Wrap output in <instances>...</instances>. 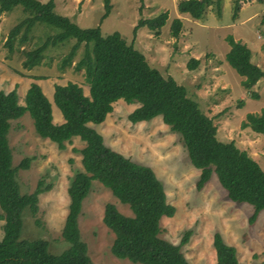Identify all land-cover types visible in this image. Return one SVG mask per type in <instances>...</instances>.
<instances>
[{
    "label": "rangeland",
    "instance_id": "obj_1",
    "mask_svg": "<svg viewBox=\"0 0 264 264\" xmlns=\"http://www.w3.org/2000/svg\"><path fill=\"white\" fill-rule=\"evenodd\" d=\"M38 1L46 3L49 0ZM181 1L111 0L112 10L103 20V0L54 2L56 14L69 18L81 29L99 27L103 36L117 32L128 44L133 43L150 68L186 88L202 112L213 119L219 141L233 142L264 171V137L241 128L248 114H258L264 108V79L252 89L258 99H251L241 86L242 78L225 60L230 49L226 38L232 36L250 49L251 62L264 71V3L222 0L220 16L212 4L202 20L194 21L178 13L177 5ZM237 2L238 11L235 12ZM21 10L17 7L0 19V91L16 90L19 102L23 104L30 85L38 84L52 104L53 121L61 123L62 116L53 103L55 86L73 82L88 94L83 72H74L73 65L63 72L58 69L60 59L69 52L74 41L49 48L40 65L29 71L24 69V56L16 50L17 42L12 53L4 46L9 32L26 17ZM162 13H167L168 17L158 35L146 27L133 34L139 21ZM176 18L183 24L177 39L170 34L171 23ZM45 27L37 24L31 40L19 50H30L48 35L58 32ZM82 52L83 46L74 63L81 58ZM191 59L199 60L193 71L187 68ZM137 107V104L120 100L113 105V111L105 121L92 128L113 151L150 167L163 185L167 203L175 208V213L170 218L162 217L159 237L179 245L184 234L190 232L188 242L181 248L188 263L216 264L212 237L219 233L226 244L236 248L239 264H264V211L250 223L252 207L230 201L215 175L198 191L196 182L200 171L191 166L180 137L170 132L160 117L150 122L130 123L127 116ZM8 141L13 166L25 157L31 159L29 169L17 173L20 193H33L39 182L42 188L50 186L49 191L38 196L37 213L24 212L22 238L29 242L45 240L51 254H61L69 247L61 236L68 214L67 189L75 173L82 171L80 151L85 143L73 138L64 150H59L56 144L36 135L27 113L11 122ZM108 203L115 205L123 215L132 217L126 205L94 181L78 219L81 239L93 264H133L115 258L110 252L114 235L102 221ZM2 226L0 221V239Z\"/></svg>",
    "mask_w": 264,
    "mask_h": 264
},
{
    "label": "trees",
    "instance_id": "obj_2",
    "mask_svg": "<svg viewBox=\"0 0 264 264\" xmlns=\"http://www.w3.org/2000/svg\"><path fill=\"white\" fill-rule=\"evenodd\" d=\"M54 1L0 0V19L17 7L26 15L9 32L4 44L12 53L17 42L16 50L24 56V69L29 71L40 65L49 48L74 41L69 52L60 59L58 69L63 72L73 65L74 72H83L88 85L87 95L73 82L55 86L53 103L62 116L60 124L53 122L52 104L38 84L30 85L23 104L16 90L0 91V221L3 222L0 264H93L81 239L78 219L94 181L108 189L132 213V217L125 216L110 203L104 207L102 221L114 235L110 252L115 258L133 264H189L181 248L188 242L190 232L184 234L179 245L159 237L160 220L172 217L175 208L167 203L163 185L153 170L113 151L92 128L102 124L120 100L138 105L127 116L132 124L160 117L170 132L180 137L191 166L200 171L196 189L201 191L215 175L230 201L252 207L250 223H253L264 211V171L258 163L233 142L219 141L213 119L202 112L186 88L150 68L133 43L128 44L117 32L103 36L99 27L81 29L69 18L56 14ZM221 1L182 0L177 11L198 21L212 4L220 16ZM259 2L264 3V0ZM238 5L239 2L235 4V12ZM103 6L102 20L112 10L111 0H103ZM167 17V13H162L141 20L133 34L146 27L158 35ZM37 24L58 32L39 40L30 50H19L31 40ZM182 27V21L174 19L170 26L171 36L177 39ZM226 41L230 48L225 55L226 62L242 78L241 86L250 98L258 99L252 89L264 79V71L251 62L252 53L246 45L232 36ZM81 46V58L74 63ZM198 65L199 60L191 59L187 68L193 71ZM26 113L32 119L36 135L56 144L59 150H64L73 138L85 143L80 151L82 171L75 173L67 189L68 214L61 236L69 247L58 255L49 252L45 240L29 242L22 238L24 212L35 215L38 196L50 188H42L39 182L33 193L21 194L17 185L18 171L28 170L31 159L25 157L13 166L8 134L11 122ZM241 128L264 137V108L258 114H248ZM212 246L216 264H239L236 248L226 244L221 234H213Z\"/></svg>",
    "mask_w": 264,
    "mask_h": 264
},
{
    "label": "crops",
    "instance_id": "obj_3",
    "mask_svg": "<svg viewBox=\"0 0 264 264\" xmlns=\"http://www.w3.org/2000/svg\"><path fill=\"white\" fill-rule=\"evenodd\" d=\"M54 122V121H53ZM61 122V121H60ZM55 123V122H54ZM62 123V122H61ZM55 124H60V123H55ZM215 252V251H214Z\"/></svg>",
    "mask_w": 264,
    "mask_h": 264
}]
</instances>
